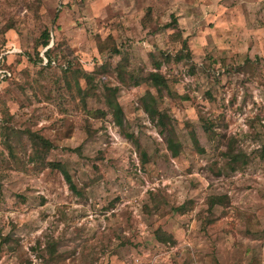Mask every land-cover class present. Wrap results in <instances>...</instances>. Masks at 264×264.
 <instances>
[{"label": "rangeland", "instance_id": "obj_1", "mask_svg": "<svg viewBox=\"0 0 264 264\" xmlns=\"http://www.w3.org/2000/svg\"><path fill=\"white\" fill-rule=\"evenodd\" d=\"M0 57V264H264V0H0Z\"/></svg>", "mask_w": 264, "mask_h": 264}, {"label": "trees", "instance_id": "obj_2", "mask_svg": "<svg viewBox=\"0 0 264 264\" xmlns=\"http://www.w3.org/2000/svg\"><path fill=\"white\" fill-rule=\"evenodd\" d=\"M50 39H51V37H50V35H49V33L46 31V32H44V34H43V42H42V47H45V46H47L49 43H50ZM43 56L47 59V64H51V62L53 61L52 60V56H51V50H50V48H46L45 50H44V52H43ZM43 57H41V56H39L38 55V60L41 62L43 59H42ZM116 113H118V114H120L121 113V109H120V107L118 106V105H116ZM42 140H43V138H42ZM56 166H58V165H56ZM70 186H71V184H70ZM213 204V202L211 203V205Z\"/></svg>", "mask_w": 264, "mask_h": 264}, {"label": "built area", "instance_id": "obj_3", "mask_svg": "<svg viewBox=\"0 0 264 264\" xmlns=\"http://www.w3.org/2000/svg\"><path fill=\"white\" fill-rule=\"evenodd\" d=\"M42 57H43V60H46V58L43 55H42ZM1 58L2 57H0V79L4 78V76L10 75V73L6 69L2 68V66H3L2 65V61H3V59H1Z\"/></svg>", "mask_w": 264, "mask_h": 264}]
</instances>
